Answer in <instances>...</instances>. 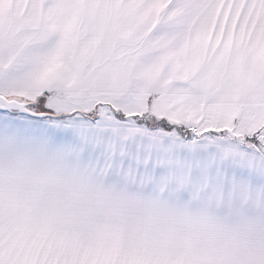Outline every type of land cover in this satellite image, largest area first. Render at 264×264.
I'll return each mask as SVG.
<instances>
[{
    "label": "crops",
    "instance_id": "0c3cea01",
    "mask_svg": "<svg viewBox=\"0 0 264 264\" xmlns=\"http://www.w3.org/2000/svg\"><path fill=\"white\" fill-rule=\"evenodd\" d=\"M0 93L264 138V0H0ZM64 114L0 119V264H264V153Z\"/></svg>",
    "mask_w": 264,
    "mask_h": 264
},
{
    "label": "rangeland",
    "instance_id": "374dc122",
    "mask_svg": "<svg viewBox=\"0 0 264 264\" xmlns=\"http://www.w3.org/2000/svg\"><path fill=\"white\" fill-rule=\"evenodd\" d=\"M7 98L12 99L13 96L11 95H5ZM41 96L35 98L32 101H23L26 102L28 107L35 112L38 113H44V112H48L49 114H62V113H69V112H74V111H86L89 112V115L91 116H99L101 115L102 117L105 118H110L112 115H114L113 109L111 106H109L108 104L102 103L100 102L99 105L96 106L94 104L88 105L86 99L81 100L80 97H73L71 96V98L68 95H59V94H54L52 95V98L49 102L45 103L44 101H42V99L40 98ZM73 97V98H72ZM18 100L20 99L19 97H17ZM43 98V97H42ZM16 99V98H15ZM110 99V98H109ZM99 100H102V98H99ZM20 101H22V99H20ZM94 101V100H93ZM96 101V100H95ZM117 102V101H116ZM125 103V102H123ZM123 103H119L120 105V110H122L123 112H129V110H131V108L128 105H123ZM51 104V105H50ZM118 104V103H116ZM127 104V103H125ZM52 109L51 111H47V109ZM141 110L143 109V107L141 106H137L134 107L133 110ZM117 111V110H115ZM118 112V111H117ZM16 115H21L20 117L23 119H15L11 116H9L8 114H6V112L2 111L0 112V119L2 120V125L4 128V133H11L10 129L12 130L13 128H16V125L19 124V130L23 131V132H31L34 130H36V128L34 127L33 129L30 128V118L32 119H42L45 118L46 116H39V117H34V116H28L25 114H20V113H16L14 112ZM120 113V112H118ZM122 114V113H121ZM65 116V115H64ZM66 117V116H65ZM141 118H146V117H142ZM49 119V118H47ZM151 119V118H149ZM133 121V120H131ZM135 122V121H134ZM136 123V122H135ZM41 125V124H40ZM226 131L223 136L220 137H216V138H220V139H225L228 144H236L238 146L243 147L244 149H249V150H255L258 151L259 153H264V138L261 136H259L260 134H254V135H240L238 133V131H231L228 129H208L206 131L203 132H194V136L195 138H209L211 135L208 133V131ZM261 132H264V129H261ZM260 132V133H261ZM252 139V140H251ZM34 141V140H33ZM4 147H6V145H8V148H4L5 151L3 152L2 156H3V164L6 163H18V160H15V158L17 159H22L24 160L25 163L27 160V155L28 152L30 153V160H35L36 158H38V155H34V153H41V151L39 150H26L27 146L25 144L24 141H17L11 138V136H7L6 134H4ZM36 143V142H35ZM33 153V154H32ZM11 158L13 160H11ZM35 162V161H34ZM8 174L10 173H5L4 172V177H7ZM233 173L228 172L227 175L230 176Z\"/></svg>",
    "mask_w": 264,
    "mask_h": 264
},
{
    "label": "trees",
    "instance_id": "16d2710c",
    "mask_svg": "<svg viewBox=\"0 0 264 264\" xmlns=\"http://www.w3.org/2000/svg\"><path fill=\"white\" fill-rule=\"evenodd\" d=\"M113 112H114V115L118 119H120L122 121L123 120L124 121L125 120H128V121L129 120H133L137 124L146 126L152 132L158 131V130H162V131H166V132L175 133L182 139L195 138L193 130L186 129V128H183V127L178 126V125L170 124L167 121L162 120V119H156V118L147 119V118H141L138 115H124V114L118 113L114 109H113ZM64 115H62V114L59 115L58 114L57 117H65ZM66 117H68V116L66 115ZM89 117H94V116L89 115ZM225 132L226 131H224V130H222V131H215V130L208 131V133L211 135L210 136L211 138H216V137L223 136V134Z\"/></svg>",
    "mask_w": 264,
    "mask_h": 264
},
{
    "label": "water",
    "instance_id": "95a60500",
    "mask_svg": "<svg viewBox=\"0 0 264 264\" xmlns=\"http://www.w3.org/2000/svg\"><path fill=\"white\" fill-rule=\"evenodd\" d=\"M0 111L8 112V113H20L25 114L28 116H48L49 114L46 113H38L35 111H32L26 102L20 101L18 99L12 98L9 99L5 95L0 93Z\"/></svg>",
    "mask_w": 264,
    "mask_h": 264
}]
</instances>
